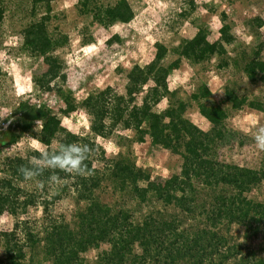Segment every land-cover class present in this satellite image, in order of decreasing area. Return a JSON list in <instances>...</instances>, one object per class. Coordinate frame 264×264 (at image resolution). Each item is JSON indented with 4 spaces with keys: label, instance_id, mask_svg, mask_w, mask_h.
<instances>
[{
    "label": "trees",
    "instance_id": "16d2710c",
    "mask_svg": "<svg viewBox=\"0 0 264 264\" xmlns=\"http://www.w3.org/2000/svg\"><path fill=\"white\" fill-rule=\"evenodd\" d=\"M30 1L32 15L42 7L44 12L24 27L22 49L43 56L48 68L33 76L32 82L39 89L51 90L57 79H66L61 63L51 53L66 46L69 38L65 34L55 36L48 29L53 0ZM77 4L84 14L101 13L99 23L105 28L117 22L129 23L134 17L127 0L109 4L77 0ZM189 6L193 8L194 1ZM4 12L0 0V25ZM219 20V37L215 40H210L206 29L200 27L192 38L172 49L155 42L153 58L144 64L135 63L126 72L123 93L111 85L89 92L78 103L91 113L89 132L84 135L66 130L59 115L49 107L32 105L25 109V103H19L18 108L24 111L15 129L6 139H0L1 147L16 142L25 133L47 151L54 149L52 144L60 134L63 138L57 140L58 144L90 145L92 151L86 161L90 173L80 176L46 169L38 178L43 187L37 182L28 188L19 168L33 160L30 154L6 158L10 176L0 178V213H9L16 222L11 230L0 231V264H86L82 254L100 249L101 244L109 247L97 253L95 264H264V253L248 244L254 237H264V202L247 196L264 181V153L259 167L252 168L222 161L216 151L217 143L227 132L228 111L223 102L229 103L231 109L246 105L258 111L264 110V103L248 100L228 86L221 102L211 101L212 92L205 82L199 83L188 99L172 100L168 84V77L181 58L200 64L218 57V67L229 65L227 47L237 37L226 21L225 11L219 14ZM246 24L258 36L264 19L254 16ZM114 39L118 41V35L111 36L110 42ZM263 46L264 41H259L242 66L250 81L254 80L256 70L264 83ZM169 52L177 57L166 62ZM241 54L246 56L244 51ZM231 60L238 63L236 57ZM57 88L60 90L58 85ZM164 99L167 105L157 110ZM191 102L196 103L199 114L210 123L208 130L185 116ZM73 109L67 107L61 112L66 115ZM37 122L40 128L35 130ZM119 126L133 131V142L143 143L149 138L152 145L178 155L182 160L179 174L160 183L126 155L107 158L96 139L115 135ZM40 154L34 152L33 156ZM96 161L103 163L101 171L95 169ZM54 174L60 177L59 182L50 180ZM106 176L118 190H130L137 201L154 198L174 212L150 211L135 219L124 208H112L95 194ZM66 193L72 195L77 205L72 221L54 211L56 202ZM80 202L84 207L78 206ZM37 207L42 213L38 221L22 218L30 208ZM232 224L243 228L242 240L227 234Z\"/></svg>",
    "mask_w": 264,
    "mask_h": 264
},
{
    "label": "rangeland",
    "instance_id": "374dc122",
    "mask_svg": "<svg viewBox=\"0 0 264 264\" xmlns=\"http://www.w3.org/2000/svg\"><path fill=\"white\" fill-rule=\"evenodd\" d=\"M115 1L99 0L100 4ZM127 1L134 11L133 19L129 23L117 22L108 28L99 23L101 13L93 15L80 12L77 0L51 2L48 29L55 36L65 34L69 38L66 46L58 47L51 53L61 63L66 79H57V84L51 90H43L33 84L32 77L45 72L48 64L40 54L22 49V36L24 27L30 21L37 20L44 9L42 7L32 15L30 0H2L5 12L0 25V139H6L9 132L15 129L24 111L18 108L21 102L25 103V109L32 105L49 107L59 115L66 130L80 135L88 133L91 113L78 103L89 92L111 85L123 93L126 72L135 63L144 64L153 58L155 42L172 49L192 38L200 27L206 29L210 40L217 39L221 26L219 14L222 11L227 13L226 21L231 24V30L237 37V41L227 47L229 65L218 67V57L200 64H191L187 59L181 58L178 67L168 77L171 99H188L194 88L205 82L212 92L211 101L221 102L225 87L228 86L248 100L255 99L264 103V83L259 80V73L254 70V80L250 81L242 69L256 44L264 41V26L258 29V36H255L246 24L254 16L264 19V0ZM190 1H194L193 8L189 6ZM113 35H118L119 40L110 42ZM242 51L246 53L245 57L241 54ZM261 56L264 58V46ZM176 57L175 53L169 52L166 62ZM235 57L238 59L237 64L231 60ZM166 105L167 100L164 99L157 110ZM223 106L228 111L227 132L216 146L219 159L252 168L259 167L264 151L256 147L254 136L258 128L264 127V110L258 111L246 105L241 109H231L226 102H223ZM67 107L74 109L65 115L61 110ZM185 116L204 130L210 128V123L199 114L194 102L187 108ZM38 129L37 124L35 130ZM62 138V135H57V140ZM132 138L133 131L119 126L115 135L109 138L97 137L96 141L105 149L107 158L126 155L138 167L149 171L156 182L164 183L179 174L182 160L178 155L152 145L149 138L143 143L133 142ZM57 140L53 142L52 148L58 146ZM45 149L44 145L25 133L20 134L16 142L0 146V178L10 176L6 166L7 157H25L30 154L31 159H34V152L42 153ZM94 167L101 171L103 163L96 161ZM28 183V188H32L37 182ZM22 184L26 185L24 182ZM95 194L114 209L128 210L135 219L150 211L174 212L172 207L164 208L154 198L146 202L137 201L130 190L115 188L108 176L103 179ZM247 196L264 202V181L253 187ZM78 206L82 208L84 203L80 202ZM54 208L56 213H63L72 221L77 205L72 195L66 193ZM41 215L40 207L30 208L22 218L38 221ZM15 222L16 219L9 213H0V231L11 230ZM222 229L223 227L221 231ZM227 234L242 240L243 228L232 224ZM248 244L264 253V237H254ZM108 247L107 244H101L100 249H89L83 253L86 264H95L97 253Z\"/></svg>",
    "mask_w": 264,
    "mask_h": 264
},
{
    "label": "clouds",
    "instance_id": "9594fccd",
    "mask_svg": "<svg viewBox=\"0 0 264 264\" xmlns=\"http://www.w3.org/2000/svg\"><path fill=\"white\" fill-rule=\"evenodd\" d=\"M254 141L260 151H264V127L258 128ZM91 147L87 143L72 142L59 143L54 149L44 151L39 157L30 161L28 166H21L19 172L26 182H38L39 187L43 183L38 178L46 169H59L65 173L84 176L90 173L86 161L89 159ZM58 175H52L51 181L59 182Z\"/></svg>",
    "mask_w": 264,
    "mask_h": 264
},
{
    "label": "built area",
    "instance_id": "2783aa9c",
    "mask_svg": "<svg viewBox=\"0 0 264 264\" xmlns=\"http://www.w3.org/2000/svg\"><path fill=\"white\" fill-rule=\"evenodd\" d=\"M37 124H38V127L40 128V122H37Z\"/></svg>",
    "mask_w": 264,
    "mask_h": 264
}]
</instances>
